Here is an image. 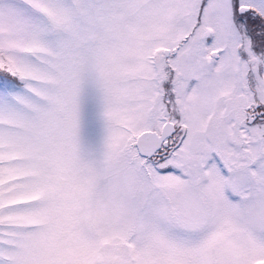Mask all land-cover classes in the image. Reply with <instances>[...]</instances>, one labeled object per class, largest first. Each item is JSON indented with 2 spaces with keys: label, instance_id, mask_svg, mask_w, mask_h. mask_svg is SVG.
Returning <instances> with one entry per match:
<instances>
[{
  "label": "snow or ice",
  "instance_id": "1",
  "mask_svg": "<svg viewBox=\"0 0 264 264\" xmlns=\"http://www.w3.org/2000/svg\"><path fill=\"white\" fill-rule=\"evenodd\" d=\"M0 264H264V0H0Z\"/></svg>",
  "mask_w": 264,
  "mask_h": 264
}]
</instances>
